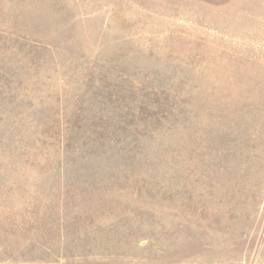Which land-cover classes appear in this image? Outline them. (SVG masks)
I'll use <instances>...</instances> for the list:
<instances>
[{"label": "rangeland", "instance_id": "obj_1", "mask_svg": "<svg viewBox=\"0 0 264 264\" xmlns=\"http://www.w3.org/2000/svg\"><path fill=\"white\" fill-rule=\"evenodd\" d=\"M0 264H264V0H0Z\"/></svg>", "mask_w": 264, "mask_h": 264}]
</instances>
